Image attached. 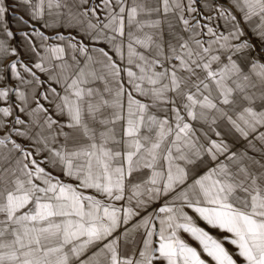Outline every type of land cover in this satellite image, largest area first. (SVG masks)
<instances>
[{
  "label": "snow or ice",
  "instance_id": "1",
  "mask_svg": "<svg viewBox=\"0 0 264 264\" xmlns=\"http://www.w3.org/2000/svg\"><path fill=\"white\" fill-rule=\"evenodd\" d=\"M0 264H264V0H0Z\"/></svg>",
  "mask_w": 264,
  "mask_h": 264
}]
</instances>
